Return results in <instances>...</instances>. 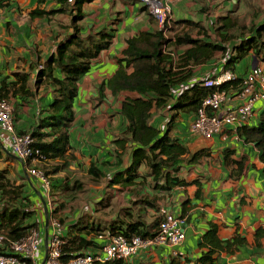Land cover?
<instances>
[{"label": "trees", "instance_id": "1", "mask_svg": "<svg viewBox=\"0 0 264 264\" xmlns=\"http://www.w3.org/2000/svg\"><path fill=\"white\" fill-rule=\"evenodd\" d=\"M53 1L61 8L49 12L35 8L29 16L40 18L47 14L68 12L71 33L57 42L54 52L47 59L41 61L37 58L29 66V71H14L4 76L0 74V102L26 101L37 95L40 86L49 88L50 102L38 116L35 125L17 133L30 135L32 147L39 150L42 156L34 166L44 172L51 183H56H52L53 187L61 186L66 191L68 186L65 187L63 179L56 177L52 181L51 176L55 178L77 160L69 140L77 82L90 72L100 53L110 48L114 30H101L82 36L77 25L83 19L82 6L94 0H74L73 4H67V0ZM7 5L8 1L0 2V8ZM257 15L247 11L236 15L234 10H229L218 16L212 26L210 24L212 37L201 21L176 19L167 21L164 29L143 32L127 40V47L122 51V57L116 59L118 67L107 80L106 88L112 94H127L119 111L125 120V129L115 141L113 156L121 163L127 155L129 162L109 175L93 163L88 167L86 184L100 186L103 182L105 192L100 200L91 205L93 215L97 216L85 215L67 226L61 237L64 241L60 255L62 261L96 248L93 236L120 235L126 239L138 236L146 239L156 234L162 215L155 195H134L127 207H114L112 202L117 193L122 194L123 189L139 186L138 180L145 183L150 178L149 188L156 193L196 185L195 197H199L200 184L197 180L186 181L179 177L178 172L183 164H197L207 152L199 150L191 154L187 146L172 134L173 125L180 114H192L195 117L203 100L215 90L204 85L206 78L194 77L196 67L216 59L220 61V68L207 78L224 71L235 72L241 77L236 66L248 55H253L257 61H264V21L255 22ZM166 30L172 35L169 40L165 37ZM34 69L36 73L33 79L31 71ZM128 69L131 71L128 72ZM240 85L241 79L238 78L218 88L229 93L239 91ZM175 87H178L177 91H174ZM166 108L170 117L166 130L162 131L152 126L151 113ZM236 134L260 151V158L264 161V110L259 114L255 126L240 127ZM232 155L233 150L225 149L224 165L234 163L241 170L243 164L235 161ZM17 160L0 150V233L8 241L24 238L31 228L37 226L35 221L30 223L32 204L25 190L24 178L16 169ZM44 166L48 168L44 169ZM82 186L78 179L73 182L76 190H81ZM109 207L113 208L111 213L103 217L99 212ZM59 210V206L54 208L55 215H58ZM148 210L153 211L150 217L144 214ZM263 238L264 228L256 230L253 245L259 247ZM245 243V238L239 234L229 240H221L217 226L210 224L198 241L201 253L193 264H218L220 254H233ZM176 260L178 257H174L169 264H178Z\"/></svg>", "mask_w": 264, "mask_h": 264}, {"label": "crops", "instance_id": "2", "mask_svg": "<svg viewBox=\"0 0 264 264\" xmlns=\"http://www.w3.org/2000/svg\"><path fill=\"white\" fill-rule=\"evenodd\" d=\"M6 1L8 5L0 8L1 76L14 71H29V66L37 58L41 61L47 59L54 52L57 42L71 33L68 12L47 14L40 18L29 16L35 8L46 12L58 9L60 6L53 0ZM204 1L201 3L198 0H162L163 3L170 4V20L201 21L211 37L213 22L229 10H234L236 15H242L246 11L251 14L258 13L255 22L264 21V0ZM82 13L83 19L77 24L82 36L101 30H114V38L110 48L101 52L93 62L90 72L77 82V96L73 106L74 120L69 128L70 145L77 160L65 172L76 167L86 177V170L93 163L109 175L116 169H122L129 162L127 155L123 157L121 163L113 156L116 151L115 141L125 129V120L119 111L127 94L125 92L112 94L106 88V82L116 71L118 67L116 59L122 57V51L127 47V40L143 32L158 30V25L138 0H94L82 6ZM214 60L196 67L194 77L218 70L220 61ZM253 60L254 56L248 55L236 66V70L245 75L252 68ZM256 66L264 68V61L256 60ZM31 73L34 79L36 70H32ZM102 87L103 89L100 90ZM177 90L178 87H175L174 91ZM49 102V88L45 86L37 89V95L33 99L12 100L10 104L14 112L16 132L27 131L35 125L38 116ZM169 103L171 104V101ZM239 103L240 99L235 92L230 91L222 111H228ZM262 111L261 106L256 104L249 126H255L258 123L259 114ZM169 117L170 112L167 108L152 111L150 122L155 128L165 131ZM193 120L192 114H180L173 125L172 134L187 146L191 154L199 150L207 152V155L197 164H183L178 172L179 177L186 181L197 180L200 184L199 197H195L196 185L186 188L176 187L167 193H156L149 188L151 180L147 178L145 183L138 180L139 186L125 188L122 194L117 193L112 199L114 207L116 205L127 207L134 195H155L158 198L157 207L160 212L184 215L185 239L173 249L167 246H153L140 250L128 262L129 264H169L175 257L173 251H176L178 264H193L201 253L198 247L201 235L210 224H214L218 228V237L221 240H229L239 234L246 241L233 254H220L218 264H264V238L260 240L259 247L253 245L255 231L264 228V161L260 158V151L252 144L244 142L229 129L213 136L212 139H204L192 134L189 132V125ZM1 138L3 136L0 135ZM5 141L0 140V150L12 156L7 151ZM227 148L234 151L232 158L243 164L241 170H238L239 166L234 163H230L229 166L224 165L223 152ZM118 166L120 168H117ZM16 169L25 177V190L28 191L32 204L33 215L30 223L35 221V217L39 221L36 228L42 235L40 251L42 254L45 241L47 242L52 234L48 225L51 213L46 212L45 207L43 208V194L37 181L24 175L19 161ZM71 179H73L72 176L63 179L65 187L73 186L75 180L72 182ZM89 187L95 191L91 198L92 203H95L105 192L103 182L100 186L90 183ZM37 201H40V210L34 206ZM92 211L93 208L89 205L88 215L97 216L93 215ZM152 213L153 211L150 210L144 211L147 217H150ZM75 216L80 218L79 214ZM61 220L64 222L63 219ZM95 237L93 236L92 239L97 247L85 252L99 249L102 241Z\"/></svg>", "mask_w": 264, "mask_h": 264}, {"label": "built area", "instance_id": "3", "mask_svg": "<svg viewBox=\"0 0 264 264\" xmlns=\"http://www.w3.org/2000/svg\"><path fill=\"white\" fill-rule=\"evenodd\" d=\"M4 1V0H0ZM145 10L154 17L158 28L164 29L170 20V11L162 0H138ZM74 0H67L73 4ZM223 62V61H222ZM241 79L239 91H235L240 103L228 111L223 110L227 92L220 91L219 86L225 82ZM204 85L214 87L202 102L195 114L194 120L189 125V132L199 135L204 139L224 133L226 129L234 131L243 126H249L250 119L255 112L256 104L264 110V68L255 66L245 75L239 77L235 72L224 71L217 76L206 78ZM252 125V124H251ZM0 140H6L7 151L19 160L21 170L27 177L33 178L40 185L43 194V208L51 213L48 225L52 230L47 240L41 258L42 235L38 228H31L27 235L17 241H8L0 233V264H105L114 261L128 262L140 250L153 246H167L174 248L185 239L184 217L171 213L161 212L162 218L151 238L141 239L138 236L126 239L120 235L101 236L95 238L102 241L97 251H88L77 255L68 261L60 259L62 245L61 225L57 217L53 216L54 209L50 201L52 183L44 172L38 170L34 164L41 159L39 150L32 147L33 139L29 134L18 135L14 129L13 108L8 102H0ZM175 257L178 256L173 251Z\"/></svg>", "mask_w": 264, "mask_h": 264}, {"label": "rangeland", "instance_id": "4", "mask_svg": "<svg viewBox=\"0 0 264 264\" xmlns=\"http://www.w3.org/2000/svg\"><path fill=\"white\" fill-rule=\"evenodd\" d=\"M165 7L168 8V10L170 11V4L167 2V3H164ZM165 37L169 40L172 35L170 32H168V30H166L165 32ZM232 45V43H230ZM166 50V49H165ZM210 73L207 74V75H200L198 76L197 78H207L209 77ZM48 167L44 166V169H47ZM83 172L81 170H78L76 169H72L70 171H67V172H63V173H60L58 174L57 176L52 177V181L54 179H56V177L58 179H64V178H67L69 176H72L73 179H71V181L73 182L74 180H80L81 183L83 184L81 190H76L72 187H68V189L65 191V190H62V187L59 186V187H53V185H55L56 183H53L52 185V189H51V194H50V201H51V204H52V208H56V207H60L61 209V212L58 214V215H55L54 213V216L59 218V220L63 219L64 222L61 223L60 222V225H61V234H65V226H67V224H70V223H75L79 217L78 216H75V214H79L80 217L82 216H85V215H88V208H89V205H90V208L92 207L91 205L93 204L92 201H91V198L93 197L94 193L95 192L92 188L89 187V185L86 184L87 180L85 178V175L83 174ZM16 176L19 177V175L15 174ZM22 175V174H21ZM25 178V177H22V179ZM19 179V178H18ZM21 179V178H20ZM35 208L36 209H41V205H40V201H37L36 204H34ZM96 208L98 209V205L96 206ZM113 208H105L103 209L102 211H100L99 213H101V215L104 217V215L106 214H110L111 211H112ZM36 213V212H34ZM42 222L44 224V221L42 219ZM35 223L36 225H39V221L37 220V218L35 217ZM43 256V253L41 254V258Z\"/></svg>", "mask_w": 264, "mask_h": 264}, {"label": "water", "instance_id": "5", "mask_svg": "<svg viewBox=\"0 0 264 264\" xmlns=\"http://www.w3.org/2000/svg\"><path fill=\"white\" fill-rule=\"evenodd\" d=\"M253 65H252V68H254L255 66H256V59L254 58V60H253ZM45 245H46V241H45Z\"/></svg>", "mask_w": 264, "mask_h": 264}]
</instances>
